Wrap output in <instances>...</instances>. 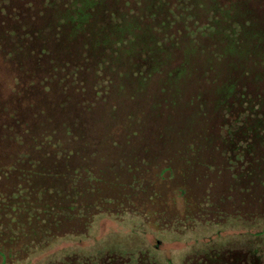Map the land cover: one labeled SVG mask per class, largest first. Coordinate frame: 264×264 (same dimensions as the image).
I'll list each match as a JSON object with an SVG mask.
<instances>
[{"label": "trees", "instance_id": "trees-1", "mask_svg": "<svg viewBox=\"0 0 264 264\" xmlns=\"http://www.w3.org/2000/svg\"><path fill=\"white\" fill-rule=\"evenodd\" d=\"M126 214L264 218V0H0V264Z\"/></svg>", "mask_w": 264, "mask_h": 264}, {"label": "rangeland", "instance_id": "rangeland-1", "mask_svg": "<svg viewBox=\"0 0 264 264\" xmlns=\"http://www.w3.org/2000/svg\"><path fill=\"white\" fill-rule=\"evenodd\" d=\"M228 250L256 251L264 256V218H231L177 230L160 229L138 215H98L87 233L58 238L15 264H58L72 256L98 259L114 255L128 258L129 264H139L142 255L152 264H189Z\"/></svg>", "mask_w": 264, "mask_h": 264}]
</instances>
